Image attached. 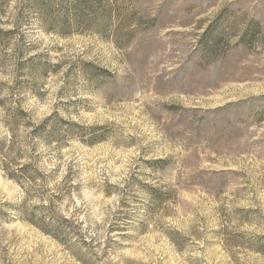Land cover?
Instances as JSON below:
<instances>
[{"label": "rangeland", "instance_id": "374dc122", "mask_svg": "<svg viewBox=\"0 0 264 264\" xmlns=\"http://www.w3.org/2000/svg\"><path fill=\"white\" fill-rule=\"evenodd\" d=\"M119 1L0 0V264H264V0Z\"/></svg>", "mask_w": 264, "mask_h": 264}, {"label": "trees", "instance_id": "16d2710c", "mask_svg": "<svg viewBox=\"0 0 264 264\" xmlns=\"http://www.w3.org/2000/svg\"><path fill=\"white\" fill-rule=\"evenodd\" d=\"M45 1L48 5H52L56 1L58 4L66 3L65 6L59 7L57 14H50L46 12L47 8L44 5L35 3L43 16V23L53 31H58L62 35L69 34L71 31H91L114 42L117 46L129 43L137 31L132 24L141 20L136 12L128 10L119 0ZM133 18L134 20H132ZM83 25L85 28L82 29ZM134 25L136 26V24ZM52 229L55 231L58 229L57 223L53 225ZM45 231L52 230L45 228Z\"/></svg>", "mask_w": 264, "mask_h": 264}]
</instances>
